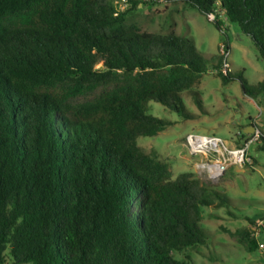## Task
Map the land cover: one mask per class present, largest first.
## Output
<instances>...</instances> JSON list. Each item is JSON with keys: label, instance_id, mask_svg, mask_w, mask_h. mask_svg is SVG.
<instances>
[{"label": "trees", "instance_id": "trees-1", "mask_svg": "<svg viewBox=\"0 0 264 264\" xmlns=\"http://www.w3.org/2000/svg\"><path fill=\"white\" fill-rule=\"evenodd\" d=\"M131 1L115 16L114 0H0V264H183L175 253L207 243L202 209L226 199L193 172L172 178L138 139L173 125L150 101L196 117L183 92L208 67L193 37L128 27ZM182 1L206 15L219 3L264 60V0ZM221 66L224 83L264 94Z\"/></svg>", "mask_w": 264, "mask_h": 264}, {"label": "rangeland", "instance_id": "rangeland-1", "mask_svg": "<svg viewBox=\"0 0 264 264\" xmlns=\"http://www.w3.org/2000/svg\"><path fill=\"white\" fill-rule=\"evenodd\" d=\"M125 19L128 27L140 32H174L193 37L208 67L192 89L183 92L187 109L195 114V118L184 119L159 102H149L151 114L171 120L173 125L155 136L139 138L138 143L147 153L169 164L172 178L184 172H193L199 177L196 166L199 157L191 155L185 144L189 132L216 134L228 140L239 137L241 142L244 139L241 126L249 121V117L256 119L259 127L264 129V94L256 99L245 95L238 79L224 83L216 71L222 58L220 46L228 37L232 45L229 53L231 71H243L252 85L264 79V60L250 35L243 32L238 23L222 19L224 30H221L206 14L182 0L141 3L135 10L127 12ZM225 31L227 36L223 34ZM191 90L200 93L202 109L194 101ZM101 91L96 90L80 101L93 98ZM255 145L257 150L258 143ZM253 155L254 167L242 168L243 171L230 167L218 183H207L199 177L203 184L220 192L226 202L217 206L220 200L211 195L215 205L202 209L200 222L207 234V243L175 253L177 260L183 264H264V247L250 248L245 236L246 231L251 234L255 222L264 221V151H256ZM257 241L264 243V229ZM6 264H13L9 257Z\"/></svg>", "mask_w": 264, "mask_h": 264}, {"label": "built area", "instance_id": "built-area-1", "mask_svg": "<svg viewBox=\"0 0 264 264\" xmlns=\"http://www.w3.org/2000/svg\"><path fill=\"white\" fill-rule=\"evenodd\" d=\"M141 3H158L165 0H137ZM132 4L131 0H117L115 3V16L121 15L127 11ZM209 21L218 22L227 20L225 13L217 3L216 7L207 14ZM230 51L225 43L220 46V54L222 56V66L220 71L227 73L231 71V63L229 61ZM260 131L256 129L254 133L247 135L241 145L237 143V139H225L216 134H206L200 132H189L185 136V144L191 155L198 156L197 173L207 183H218L226 174L230 167L245 168L254 163V159L250 153L253 145L260 142ZM255 227L251 232V236L258 240V237L264 229V221L255 222ZM264 247V243L259 244Z\"/></svg>", "mask_w": 264, "mask_h": 264}, {"label": "crops", "instance_id": "crops-1", "mask_svg": "<svg viewBox=\"0 0 264 264\" xmlns=\"http://www.w3.org/2000/svg\"><path fill=\"white\" fill-rule=\"evenodd\" d=\"M230 47H232V45L230 44ZM231 50V49H230ZM264 80V79H263ZM261 82V81H260ZM250 118H252V117H249V121H247V123H245L244 125H242L241 126V128L245 131V129L246 128H249V126H250V124H251V122H255L258 126H259V123H258V121L256 120V119H254V118H252V119H250ZM253 120V121H252ZM260 128V127H259ZM262 130H264V129H262ZM231 139H233V138H231ZM255 146L256 145H253L252 146V148H251V150H250V153H251V155H252V157H253V159H254V163H253V165H251V166H247V167H245V168H249V167H254V165H255V163H256V160H255V158H254V152H256V151H260V150H256L255 149ZM258 148V147H257ZM239 170H245V169H242V168H239Z\"/></svg>", "mask_w": 264, "mask_h": 264}, {"label": "water", "instance_id": "water-1", "mask_svg": "<svg viewBox=\"0 0 264 264\" xmlns=\"http://www.w3.org/2000/svg\"><path fill=\"white\" fill-rule=\"evenodd\" d=\"M255 130H256L255 126L252 125V126H249V128H246V129H245V133H247V134H251V133H254Z\"/></svg>", "mask_w": 264, "mask_h": 264}]
</instances>
